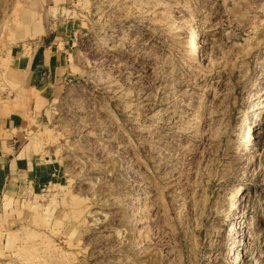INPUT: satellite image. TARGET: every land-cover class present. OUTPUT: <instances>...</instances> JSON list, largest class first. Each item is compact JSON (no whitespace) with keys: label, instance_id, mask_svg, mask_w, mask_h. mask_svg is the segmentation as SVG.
Segmentation results:
<instances>
[{"label":"rangeland","instance_id":"374dc122","mask_svg":"<svg viewBox=\"0 0 264 264\" xmlns=\"http://www.w3.org/2000/svg\"><path fill=\"white\" fill-rule=\"evenodd\" d=\"M23 4L0 0V81ZM64 18L63 93L35 134L55 176L0 230V264H264V0H73Z\"/></svg>","mask_w":264,"mask_h":264},{"label":"crops","instance_id":"0c3cea01","mask_svg":"<svg viewBox=\"0 0 264 264\" xmlns=\"http://www.w3.org/2000/svg\"><path fill=\"white\" fill-rule=\"evenodd\" d=\"M72 2L24 0L7 32L11 57L0 81V230L6 234L55 176L35 134L43 130L44 109L63 93L74 29L64 13Z\"/></svg>","mask_w":264,"mask_h":264},{"label":"bare ground","instance_id":"6f19581e","mask_svg":"<svg viewBox=\"0 0 264 264\" xmlns=\"http://www.w3.org/2000/svg\"><path fill=\"white\" fill-rule=\"evenodd\" d=\"M187 47L191 50L192 54L194 57L198 56L197 55V48H198V42L195 39V35L194 33L191 34V37L188 39L187 41ZM240 193V189L236 188V190H234V196H237Z\"/></svg>","mask_w":264,"mask_h":264}]
</instances>
